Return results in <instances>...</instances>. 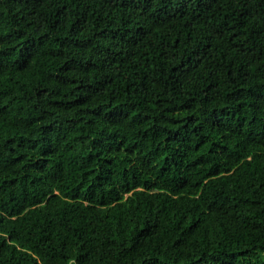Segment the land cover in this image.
Here are the masks:
<instances>
[{"label": "trees", "instance_id": "16d2710c", "mask_svg": "<svg viewBox=\"0 0 264 264\" xmlns=\"http://www.w3.org/2000/svg\"><path fill=\"white\" fill-rule=\"evenodd\" d=\"M0 264H264V0H0Z\"/></svg>", "mask_w": 264, "mask_h": 264}]
</instances>
